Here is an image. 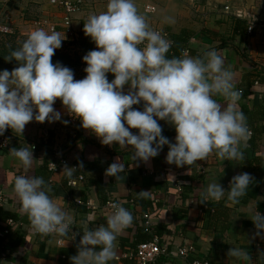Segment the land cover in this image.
Masks as SVG:
<instances>
[{
  "label": "clouds",
  "instance_id": "9594fccd",
  "mask_svg": "<svg viewBox=\"0 0 264 264\" xmlns=\"http://www.w3.org/2000/svg\"><path fill=\"white\" fill-rule=\"evenodd\" d=\"M9 31L0 26V32ZM83 32L96 50L82 58L86 65L82 80H75L70 68L52 62L66 39L55 30L31 31L4 58L15 61L18 67L11 73L0 72V136L8 129L21 135L33 120L60 121L61 113L53 107L59 100L72 118L80 120L81 128L101 144L130 146L133 161L147 164L164 146L168 147L166 163L177 168L199 167L196 162L213 153L222 161L244 159L241 146L250 132L244 113L236 110L240 92L234 89L233 74L224 68V60L215 50L203 58L188 52L182 58H168L172 42L150 28L138 13L135 0H108L106 11L88 17ZM109 73L114 76L111 82ZM215 96L225 98L227 105L217 103ZM138 105L142 110L134 107ZM159 121L174 128V143L162 135ZM10 154L24 169L35 161L29 146L13 148ZM64 170L71 176L76 169ZM122 172L124 167L113 163L105 176L119 179ZM251 183L248 173L234 176L228 191L217 182L211 183L202 193V201L219 202L226 197L232 205L239 204ZM13 191L33 234L69 236L71 218L50 198L42 177L16 175ZM148 192L137 195L144 197ZM110 208L106 226L85 229L71 264H109L114 259L117 236L133 223V216L118 202ZM251 221L255 236L264 238V216L256 212ZM228 256L252 264L247 252L239 248H231Z\"/></svg>",
  "mask_w": 264,
  "mask_h": 264
},
{
  "label": "crops",
  "instance_id": "0c3cea01",
  "mask_svg": "<svg viewBox=\"0 0 264 264\" xmlns=\"http://www.w3.org/2000/svg\"><path fill=\"white\" fill-rule=\"evenodd\" d=\"M13 1L16 0H10L8 5L0 4V9L8 7ZM184 1L151 0L150 3L156 8V12L151 15L144 13V6L148 2L136 0L135 5L150 28L170 33L175 45L188 47L192 57L203 58L207 52L215 50L223 58L224 68L233 74L234 89L240 92L236 110L244 113L247 126L255 135L254 149L249 148L247 141L244 142L241 146L243 160L222 161L215 153L210 154L206 160L196 162L203 167V174L195 164L180 168L167 164V146L162 148L157 157L144 164L132 160L133 150L130 146L123 148L115 144H101L100 139L81 128L80 120L74 124L63 106H55L54 109L61 113L60 121L49 123L46 120L39 123L33 120L25 126L21 135L11 129L6 130L14 133L16 138L7 149H0V189L4 199H8L0 207L18 215L16 226L10 231V241L20 231L28 238L30 247L11 252L9 258L0 247V264H17L18 254L25 264H63L62 250H67L75 239L83 235L85 229L106 226L111 213L100 202L102 200H99L94 185L83 190L86 179L105 189L109 195L106 201L115 200L125 207L132 214L133 223L145 213L159 215L155 223L159 221L163 236L169 243L166 246L168 254L160 256L165 258L158 264H191L194 257L208 264H242L239 259L228 256L231 248L246 251L252 264H264V257H261L264 255V241L260 248L254 247L259 236H255L256 229L251 221L256 212L264 216V0H204V3L199 2V14L195 15L185 7ZM45 3L48 5V0ZM225 6H229L228 14L224 12ZM168 18L174 23L169 22ZM235 18L247 23L253 22L255 29L252 34L248 36L245 30L242 36H233ZM0 26L11 28L6 23H0ZM57 30L60 32L59 27ZM80 33L81 37H85L83 28ZM213 98L222 106L228 103L222 96ZM137 108L142 110V105ZM64 121H67L66 125ZM160 124L162 130L167 132L163 136L174 143V128L165 121ZM30 142H41L53 152L62 150L68 161L67 165L59 167L53 174L51 183L46 187L50 189L48 195L53 202L71 218L68 237L33 234L28 217L14 206L20 202L13 191L15 176H30L37 168V163L34 161L30 168L24 169L10 154V150L28 147ZM97 159V169L89 171L86 176L82 174L85 178L76 187L68 185L70 179L65 183L64 178L68 177L65 167L75 168L82 160L94 163ZM113 163L124 167L119 179L105 176L106 169ZM242 173H248L252 183L240 203L232 205L225 197L219 201L229 209L224 221L218 222L214 230L198 229L201 215L198 200L202 199L207 186L217 182L228 191L232 178ZM182 185L187 190L186 203L170 198L169 191L177 196ZM142 191H149L148 195L138 196ZM188 200L190 202L187 204ZM89 202L94 204V210L86 206ZM210 202L218 203L211 200L206 203ZM129 228L117 236L115 257L109 264H131L130 260L124 258L125 251L133 244V232ZM73 235L75 238L70 239ZM216 236L218 240H215ZM39 241L41 244L36 246L35 242ZM216 241L217 244H214ZM183 247L191 249L192 255L180 257L177 250Z\"/></svg>",
  "mask_w": 264,
  "mask_h": 264
},
{
  "label": "trees",
  "instance_id": "16d2710c",
  "mask_svg": "<svg viewBox=\"0 0 264 264\" xmlns=\"http://www.w3.org/2000/svg\"><path fill=\"white\" fill-rule=\"evenodd\" d=\"M233 20H234V27H233V31H232L233 36H237V35L242 36L243 31H245L247 28V22L241 21L237 18H235ZM171 40L173 41V45L171 47L172 54H167V56H168V58H172V57L178 58L179 55L181 54L182 48H181V46L175 45V41L172 37H171ZM80 46L83 50H85L87 52L89 50L93 51L95 49L94 42H92L91 39L89 37H86V36L83 38V40H81ZM251 132H252V130H251ZM165 134H167V132L162 130V135H165ZM4 135H7L9 144L16 138L15 134L11 133L9 131H5ZM255 142H256L255 135L252 133V135L250 137H248V140H247V144H248L250 149H254ZM29 147L31 149L34 148V149H32V154H33L34 160L37 163V168L34 169L33 173L30 176L42 177L45 181V186L47 187L51 183L50 182L51 177H53V173H50L48 170V165L54 161L55 152L48 149L41 142H30ZM1 150H5V149H1ZM98 160L99 159H97V161H95L94 163H89L88 161H83V160L78 162L74 166L76 170L73 171L72 175L64 178L65 183L69 179L70 180L77 179V177L80 174L81 175L83 174L84 176H86V173H88L89 171H93L94 169H97L96 168V166H97L96 162H98ZM81 163L83 165L82 168L80 167ZM91 166H92V168H91ZM59 167H61V166H59ZM83 175H82V178L84 177ZM91 184L96 187V189H97L96 192H97L98 198H99V200H102L100 202L105 204L107 202L106 200L109 198V195L106 193L105 189L101 188V186L99 184L86 179L85 184L83 186V190H85L86 187L90 186ZM186 191L187 190L185 188H183V185H182V188L177 193V196H175L171 191H169V193L171 194L170 198L171 199L173 198L174 199L173 201L178 200L179 203L180 202L182 203L184 201L186 203V200H185L187 198ZM174 196H175V198H174ZM7 201H8V199H4V203L5 202L7 203ZM109 201H112V200H109ZM113 201H115V200H113ZM189 202L190 201L188 200L187 204ZM198 205H199V208L202 209V213H201V215L199 217V221H198L199 222V225L197 226L198 229H212V230H214L215 229L214 227H216L218 222L224 221V219L227 216V211L229 210L227 207L223 206L222 203H220V202H218V203H215V202L206 203V202H203L202 199L198 200ZM14 206H16V208L20 209V202H19V204H14ZM204 207L206 209H204ZM143 215H142V218L137 217L136 220L134 221V223L130 225L129 230H130V232H133V235H132L133 244L130 246V248L127 251H125L126 253H133L135 251V248L139 244L147 243V242L151 241L153 236H156L159 239V242L161 245L167 246V244L169 243L163 236V228L159 227L160 226L159 221L157 223H155L156 219L159 218V215H155V213L150 214V220L152 221V224H151L149 231H148V228L145 227V220L143 219ZM7 220H11L14 223H16L18 221V215L14 214V213L6 212L2 209V207H0V233L5 228V222ZM10 235H11V233L4 236V237L0 236V247L2 248V252L7 253L8 258H9V255L11 252L15 253V252H18L19 249H22L24 247L25 248L30 247L28 244V238L26 237V235L24 233L18 231L16 233L15 239L12 241H10ZM82 236L75 239L74 243L67 250H62L61 256H62V259L64 260L63 264H71V257L77 255L78 244H79V241L82 238ZM215 240H218L217 236L215 237ZM40 244H41L40 241L35 242L36 246H39ZM214 244H217V241L214 242ZM163 258H165V257H159L155 262L147 263V264H158L159 262L163 261ZM18 259L19 260H18L17 264H25L23 258L19 254H18ZM130 263L135 264L132 260H130Z\"/></svg>",
  "mask_w": 264,
  "mask_h": 264
},
{
  "label": "rangeland",
  "instance_id": "374dc122",
  "mask_svg": "<svg viewBox=\"0 0 264 264\" xmlns=\"http://www.w3.org/2000/svg\"><path fill=\"white\" fill-rule=\"evenodd\" d=\"M143 1L150 3L147 0ZM180 1L183 2L184 0ZM185 1L184 5L191 13L194 15L199 14L198 6H200L202 1L204 3V0H193V3L188 2V0ZM107 4L108 0H81L80 9L72 16L73 35L71 36L63 30L59 32L61 38L65 35L66 39L62 42V46L55 51L52 62L54 64L59 62L63 66L70 68L74 73L75 80L85 78L84 69L86 65L82 62V58L90 52V50L88 52L83 50L80 46L81 40L84 38V36L81 37L80 31L84 27V23L87 22L88 17L92 14H100L106 11ZM61 15L60 10H55L46 5L45 0H16L8 7H2L0 9V23L9 24L11 31L7 34H0V72L6 70L11 73L18 67L15 61L6 62L4 58L9 55L10 51L17 49L31 31L38 28L51 31V26L56 25L59 27ZM106 75L109 82L114 79L112 74ZM55 106H62L61 102L57 100L53 107ZM162 122L164 121H159V124ZM132 132L133 134H138L136 129H132Z\"/></svg>",
  "mask_w": 264,
  "mask_h": 264
},
{
  "label": "built area",
  "instance_id": "2783aa9c",
  "mask_svg": "<svg viewBox=\"0 0 264 264\" xmlns=\"http://www.w3.org/2000/svg\"><path fill=\"white\" fill-rule=\"evenodd\" d=\"M9 1L10 0H0V4L6 5ZM147 1L150 2L151 0H147ZM188 2L193 3V0H188ZM80 4H81L80 0H78V1L48 0V5L50 7L55 8L57 10H60L62 13V15L60 17V25H59V27L61 28L60 30H63L65 33L66 32L69 33L71 36L73 35L72 34V16L78 12V10L80 9ZM224 9H225L224 12L228 14L229 6H225ZM155 12H156L155 7L152 4L148 3L144 6V13L145 14L151 15V14H154ZM7 27L10 28L9 26H7ZM56 28H58V27L56 25H53L50 27V30L56 31ZM151 29L160 32L161 35L164 36L167 40L171 41L172 45H173V41L171 40L170 33L166 32L164 30H160L158 28H151ZM254 29H255L254 23L248 22L247 28H246V34L248 36L251 35L252 31ZM9 32H0V34H7ZM184 52H188L190 54L188 47L183 46L181 54L179 55L178 58H182V54ZM167 54H172L171 48ZM255 85H257V83H255ZM67 116L72 122H74V124L78 120V119L72 118L69 114H67ZM249 132H250L249 136H251L252 132L250 129H249ZM42 140L45 141V139H42ZM5 141H7V143H5ZM8 147H9V142H8L7 135L0 136V149H7ZM32 149H34V148H32ZM67 162L68 161L64 155V152L62 150H57L55 152L54 161L48 165V170L50 173L54 174L59 169V166H65L68 164ZM53 165H55V168L53 167ZM198 171L201 174H203L204 173L203 167L199 166ZM82 180H83L82 176H78L77 179L70 180L68 182V185L70 187H76L78 185V183H80ZM4 197H5L4 193L0 189V205L4 202ZM75 202L80 204L77 200H75ZM113 202H116V201H113V200L107 201L104 205L109 213L112 212V209L110 208V204ZM86 206L88 207V209H91V210L95 209L94 204H91L90 202L87 203ZM204 209H206V208L204 207ZM199 213L200 214L202 213L201 208L199 210ZM143 219L145 220V227L148 228V231H149L151 224H152V221L150 220V214L145 213L143 215ZM15 226H16V223H14L11 220H7L5 222V228L0 233V236L4 237V236L10 234V231H12ZM262 241H264V239H260V237H259L258 240H256V242L254 243V247L260 248ZM177 251H178L179 256L182 258H187L189 255H192V250L189 248L183 247V248H179ZM167 254H168L167 247L165 245H161L159 242V239L156 236H153L151 241H149L147 243L139 244L135 248V251L133 253H126L124 255V258H126L128 260H132L135 264H147V263H153L160 256H166ZM191 264H208V262L205 260H199L198 258L194 257Z\"/></svg>",
  "mask_w": 264,
  "mask_h": 264
}]
</instances>
